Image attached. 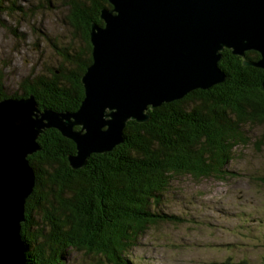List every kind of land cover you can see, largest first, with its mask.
Returning <instances> with one entry per match:
<instances>
[{
	"label": "trees",
	"instance_id": "16d2710c",
	"mask_svg": "<svg viewBox=\"0 0 264 264\" xmlns=\"http://www.w3.org/2000/svg\"><path fill=\"white\" fill-rule=\"evenodd\" d=\"M61 4L82 48L59 51L64 66L49 70V76L22 80L20 95H6L0 78V101L31 95L41 110L78 109L84 97L81 77L92 62L90 28L102 26L100 12L111 6L108 0ZM221 55L222 83L149 110L144 123L127 122L123 143L90 155L81 169L69 166L67 158L75 154L72 141L54 129L38 137L40 150L28 157L35 186L25 201L20 231L26 264H62L68 250L108 264H134L127 253L149 228L183 221L162 210L175 178H225L232 152L249 143L242 128L264 126V71L243 65V60L259 59L254 51L244 58L229 50Z\"/></svg>",
	"mask_w": 264,
	"mask_h": 264
},
{
	"label": "water",
	"instance_id": "95a60500",
	"mask_svg": "<svg viewBox=\"0 0 264 264\" xmlns=\"http://www.w3.org/2000/svg\"><path fill=\"white\" fill-rule=\"evenodd\" d=\"M92 24V63L81 77L84 98L72 113L40 109L33 96L0 101V264H26L21 224L35 186L28 157L54 129L75 145L73 170L92 154L123 143L129 121L225 80L222 51L264 71V0H108ZM264 90V79L262 81ZM77 128V129H76Z\"/></svg>",
	"mask_w": 264,
	"mask_h": 264
},
{
	"label": "rangeland",
	"instance_id": "374dc122",
	"mask_svg": "<svg viewBox=\"0 0 264 264\" xmlns=\"http://www.w3.org/2000/svg\"><path fill=\"white\" fill-rule=\"evenodd\" d=\"M0 11V78L8 96L21 94L22 80L64 66L59 51L83 46L61 0H0ZM242 131L249 143L232 152L225 178L172 181L162 210L183 221L149 228L127 253L134 264H264V126ZM66 253L62 264H108L84 251Z\"/></svg>",
	"mask_w": 264,
	"mask_h": 264
}]
</instances>
